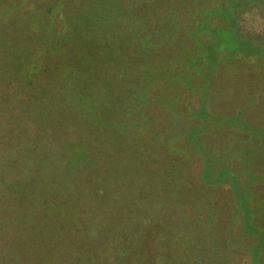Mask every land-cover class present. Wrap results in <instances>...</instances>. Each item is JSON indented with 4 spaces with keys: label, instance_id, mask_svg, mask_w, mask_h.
Wrapping results in <instances>:
<instances>
[{
    "label": "trees",
    "instance_id": "16d2710c",
    "mask_svg": "<svg viewBox=\"0 0 264 264\" xmlns=\"http://www.w3.org/2000/svg\"><path fill=\"white\" fill-rule=\"evenodd\" d=\"M148 2L124 50L93 0H0V264H264V0Z\"/></svg>",
    "mask_w": 264,
    "mask_h": 264
},
{
    "label": "rangeland",
    "instance_id": "374dc122",
    "mask_svg": "<svg viewBox=\"0 0 264 264\" xmlns=\"http://www.w3.org/2000/svg\"><path fill=\"white\" fill-rule=\"evenodd\" d=\"M93 1H95V3H96V5H94V8H95L96 12H99V11L103 10L102 17L109 18V19L113 20L112 23L114 22V27L117 29V32L119 33L120 37L123 35L122 32L125 33L127 31L128 32L132 31V28L128 29L127 27H123V28L120 29V26H119L120 20H121V22L123 24V23H127L128 19L131 18L129 20V22L131 21L130 25H134L136 27L141 25V23L144 22L142 20H139V16L133 17V14L130 12V8L135 10L137 8L136 6H138L139 3L142 2V4L140 6L142 7V5H143V7L145 9V12H144L145 21L148 20V16L151 17L150 15L152 13H155L154 11H149V5H147V2H148L147 0H113V1L112 0H93ZM145 7H147V8H145ZM231 10H233V7L231 8ZM156 11H158V9H156ZM245 14H247V13H245ZM160 16L164 20V21L160 20L161 23H164V25H163L164 32L165 33L167 32V34L176 37V40L179 41L180 37H182V34H181L180 30L183 27L184 23L183 22L182 23H178L180 25V27H178V29L175 30L176 26L174 24L177 23L176 21H169V19H168L166 14H161ZM31 18H33V17L29 14V20ZM243 22H244V24L246 26V29L251 30V31H253V30L254 31H261L263 29V27H264L263 18L260 17L258 14L253 13V12H248L247 18ZM36 24L38 26V21L37 20H36ZM150 26H151V24H150ZM13 28L16 29V30L23 29L28 36H31V34H32V29L31 28H27L26 26L22 28L16 22L13 24ZM110 28H111L112 31L114 30L113 25H109V29ZM85 31H90V30L88 28H86L84 30V32ZM171 31H175V34H173ZM25 37L26 36L24 35L22 38H25ZM136 40H137V44H139V37H137ZM152 41H153V34L144 33V36L142 38H140V42H141V45L143 46L144 51H146L149 48H151ZM127 42H128V36H124L123 35V38L118 43V47L123 48L125 50ZM132 44L134 45L135 42L133 41ZM153 47L156 49V55L153 58H152V55H151L147 59V60H149V63L146 64V65L149 68L154 67L157 64V62L161 59V57L159 56V52L158 51H162V50H159L160 47L158 45H154ZM168 48H171V47H168ZM120 50H122V49H120ZM162 52H163V55L165 54L166 57L164 59H161L160 64L157 67L152 69L153 71H156V72H158L161 75L163 73V68L170 67L171 64L173 63L172 61L174 60V58L176 60L177 49L172 50L168 54H166L164 51H162ZM174 52H175V57H173ZM134 61H135V63H137V59H134ZM130 64H131V62L129 61L128 63H126L124 65L126 71H127L128 67L130 66ZM139 64L142 66L140 61H139ZM224 64L220 63L218 67L220 69H222L223 67L227 66L226 64L225 65ZM165 69H167V68H165ZM263 69H264L263 67H260L259 70H257V72H255L256 71L255 70V65H248L245 68V70L243 72V75L241 77V80L245 84H246V82H248L249 86L248 85L243 86L241 81H239V83H236L234 85L235 89H239V90H237L239 95L236 96V99H235L236 102H232V103L236 104L235 107H233V110L234 109H239V108L242 109V110L246 109L248 107V105L246 103L247 100L250 99V98L252 100H254V97H256L258 95L257 92L259 91V89L260 88H264L263 81L260 80V79H257V74L263 72ZM123 71L125 72V70H123ZM108 72H109V70L106 72L107 75L109 74L108 76H111L112 72L111 71L109 73ZM241 73H242V71H241ZM154 74H156V73H154ZM103 77H105V76H103ZM103 77H102V79H103ZM233 78H234V80H237L238 76L237 77H233ZM228 79H230V78H228ZM259 80H260V82H258ZM263 80H264V76H263ZM253 85H255V86H253ZM242 91H243V95H242ZM232 98H234V95L232 96ZM43 153H44V151H39V150H36V149L31 151V154L33 155V157H35L38 160H41L42 158L45 157ZM150 153L152 154L151 151H150ZM138 161H139V154L137 156H135L134 159L127 160V162L125 164L130 166L131 163L138 162ZM137 182L139 183V181H137ZM226 195H228V194H226ZM195 203L199 204L201 202L197 200ZM231 207L232 206L230 204V205L224 206L222 208H224L226 211H229L231 209ZM213 208L214 207H212L210 210H212ZM217 218H219V217L217 216ZM221 218H222V216H221ZM233 263L242 264V261H232V264Z\"/></svg>",
    "mask_w": 264,
    "mask_h": 264
},
{
    "label": "crops",
    "instance_id": "0c3cea01",
    "mask_svg": "<svg viewBox=\"0 0 264 264\" xmlns=\"http://www.w3.org/2000/svg\"><path fill=\"white\" fill-rule=\"evenodd\" d=\"M152 155H153V154H151L150 159L153 161V156H152ZM151 160H150V162H152Z\"/></svg>",
    "mask_w": 264,
    "mask_h": 264
}]
</instances>
